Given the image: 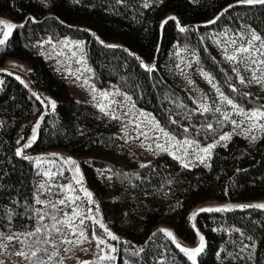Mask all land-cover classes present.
<instances>
[{"label": "trees", "instance_id": "16d2710c", "mask_svg": "<svg viewBox=\"0 0 264 264\" xmlns=\"http://www.w3.org/2000/svg\"><path fill=\"white\" fill-rule=\"evenodd\" d=\"M0 20L16 26L0 45V233L5 237L18 234L23 240L24 234L42 229L24 243L0 240L8 244L6 252L0 249L4 264H17L15 258L31 264L40 259L60 264L57 260L65 244L51 230V216L61 220L63 213L57 205L51 207L53 202L44 208L35 195L38 169L34 160L55 149L79 158L87 185L101 197L107 225L119 235L114 240L112 264H193L176 246L179 239L189 244L197 241L192 212L205 241L198 264H264V208L241 207L264 200V131L252 147L235 133L214 148L208 165L184 167L164 153L144 167H125L116 159L134 157L118 134L114 118L96 105L73 98L66 81L35 50L41 33L54 39H83L95 84L113 81L171 134L206 141L228 129L227 121L212 108L204 112L198 107L177 76L172 59L177 49L189 53L237 105L264 110L263 97L229 82L209 46L214 38L226 34L245 41L252 31L264 37V4L241 0H0ZM5 30L0 26V39ZM9 57L30 63L26 83L20 73L6 68ZM34 129L35 142L24 147ZM18 149H23L22 154H17ZM105 176L111 180L110 197H106ZM210 203L220 205L212 209L225 210L200 211ZM44 225L51 230V241L37 245V239L47 238ZM57 226L67 234L62 225ZM161 229L171 231L175 240ZM29 245L47 252L28 259L13 254L30 252Z\"/></svg>", "mask_w": 264, "mask_h": 264}, {"label": "rangeland", "instance_id": "374dc122", "mask_svg": "<svg viewBox=\"0 0 264 264\" xmlns=\"http://www.w3.org/2000/svg\"><path fill=\"white\" fill-rule=\"evenodd\" d=\"M231 40L237 41L236 46L242 42H246L243 38L232 34L216 37L209 43L212 54L221 64L230 83H233L247 93H252L264 98V84L258 83L252 79V69H256L255 74L259 77L261 75L259 69L264 67V65L228 61L226 59L225 49H227L228 55L232 54L234 45L230 43ZM256 44L258 47L259 42H256ZM35 50L38 54L43 56L48 67L54 72V74L66 81L67 89L73 98L89 102L98 107L100 104H104L106 106L105 112L109 116L112 118L113 115L118 117L114 119L117 124V132L126 146L133 153L134 158H120L116 159L117 162L128 168H138L140 165L164 153L170 154L169 152L161 151L156 147L157 144H165V146H168L166 144V138L162 133L155 130L154 126L149 124L144 116L140 115L141 113H147L149 117L154 118L155 122H157L165 132H168L150 110L138 107L132 99L127 100L126 97L130 96L123 92L111 80H107L103 85L95 84L91 76L90 67L86 62L85 41L83 39H75L69 36L54 39L48 33H41L36 41ZM252 55L254 59L258 58V53L253 52ZM172 60L177 76L193 96L198 107L203 104L209 109L212 108L215 110L219 108L220 111L218 112V115L221 119H224L225 113L230 117V120H225L227 121L229 128L224 130L219 136L206 141L190 137L181 138L168 132L170 136H174L177 140L183 141L187 139L196 142L193 148L188 149L189 154L184 157L185 162L188 163L189 166L198 164L208 165L214 149L211 150V154L206 158H204L203 153H200L201 157L204 158V163H201L195 158V152L198 151L199 148L206 147L213 143H216V146L219 144H225L228 140H220V137L228 133H231V136L238 133L245 138L249 146H254L261 129L259 127L252 128L251 124L253 121H249L246 117L238 115L237 111L233 109L231 105H228L221 100L220 94L223 92L219 87L217 79L199 66L193 56H190L187 52L180 51V49H177ZM6 68L16 70L20 73L19 77L25 83L27 82L25 76L31 69V65L27 60L18 57H9ZM234 69H239L240 75L244 77V84L239 82V77ZM205 74H207V78ZM209 78L212 81L211 83H209ZM213 85H215V87ZM217 89H219V91H217ZM101 92H107L110 94L107 100L99 95ZM223 95L226 96L224 93ZM233 103L235 102L233 101ZM256 109L258 108L243 110L251 112ZM232 120L236 121L239 126L237 127L233 125L231 123ZM256 122L257 124H264V119H258ZM137 125H139V127H137ZM141 133H147V135L145 136ZM253 136L256 137L255 140L252 139ZM149 146L151 147L149 148ZM171 151L174 152L176 156L182 155V150H178L174 147ZM170 155L175 158L174 155ZM68 159L75 161V164L71 165L65 163ZM34 162L38 169V178L35 189L36 200L39 199L42 202H46L41 203L44 208L50 202H53L57 205V208L61 210V213H63L62 218H64L65 212L71 215L73 209L82 212L84 216L91 215L95 218V220L85 219L84 224L81 226L86 231L89 239L82 244H65L64 249L59 253L60 258L57 262L60 264H85V262H91V264H112L113 259H101V257L115 256V251L112 250L115 249L114 240L111 239L108 232H111L113 235L114 233L109 229L106 219L103 216L101 197L95 196L94 191L86 183L79 158L74 157L68 151L55 149L38 155ZM77 167L79 168L78 172H76ZM46 171H51L54 174L51 180L44 175ZM61 172L63 173L62 175L59 174ZM103 178L108 185V193L106 197H110L112 195L111 180L107 176ZM77 180H80V183H77ZM41 184H44L45 187L41 188ZM68 184L72 185L74 191L69 192L61 188V186ZM81 188L92 193L93 202L90 203L88 201V198L85 196L84 192L81 191ZM69 196H78L80 199L72 203L67 200V197ZM61 199L66 200L65 205H59L57 203ZM255 203L257 205L264 204V200H258ZM200 205L201 203L197 204V206L193 208V211ZM219 206L220 205L217 203H210V205L203 206L202 208L212 209L219 208ZM192 213L194 214L195 212ZM193 214L191 218L193 217ZM96 221L102 222L108 231H105L104 228L100 227V223H97ZM192 222L193 225H195L197 232V241L195 244H189L184 240L179 239L177 243L184 248L198 247L201 243L200 236L204 237L203 231L197 225L196 218L194 220L192 219ZM76 223H79V219L76 220ZM66 232H68L67 229ZM117 237L119 238V235H117ZM68 238L72 240L77 239L75 236H68ZM96 238L104 240L106 243L98 245ZM14 261L17 264H31L28 260L23 261L15 258ZM196 264H198L197 257Z\"/></svg>", "mask_w": 264, "mask_h": 264}, {"label": "snow or ice", "instance_id": "6c2138e0", "mask_svg": "<svg viewBox=\"0 0 264 264\" xmlns=\"http://www.w3.org/2000/svg\"><path fill=\"white\" fill-rule=\"evenodd\" d=\"M241 2L243 3H247V4H264V0H241ZM145 7H148L149 5L147 3H145L144 5ZM168 19L171 20H175V17H169ZM167 21H165L166 23ZM0 26H2L4 29H6V31L4 32V36L2 39H0V45L5 44V42L8 39V36L11 32V30L16 27L14 24L0 20ZM181 31H184V28L180 29ZM256 42H259V46L257 47ZM230 43L232 45H234L233 47V51L231 55L227 54V49H225V53H226V59L230 62H235V63H251V64H258V65H264V37L258 35L255 31H252L250 34V38H248L246 40V42H242L240 43L238 46L237 45V41L236 40H231ZM253 52L258 53V58H253ZM139 59V58H138ZM144 67L148 70V71H152V68L149 67L148 65H144ZM234 71L237 72V76L239 77V82L241 84L245 83L244 77L240 75L239 73V69H234ZM259 71L261 72V75L259 77L256 76V69H252L253 72V76L252 79L257 81L258 83L264 84V67L260 68ZM206 78H207V74H205ZM211 79L209 78V83H211ZM215 87V85H213ZM235 91V89H233ZM217 91H219V89H217ZM99 95L101 97H103L105 100L108 99L109 97V93L107 92H101L99 93ZM220 98L222 101H224L225 103H227L228 105H231L233 109H235L237 111L238 115L244 116L246 117L249 121H253V123L251 124L252 128H256L259 127L261 129V131H264V124H257V120L258 119H264V110H260V109H256L253 110L251 112H246L243 109H241L239 107V105L233 103V101L231 99H229L227 96H224L223 93L220 94ZM127 100H131V97H126ZM52 108L55 109V103L52 102ZM100 110L103 112L106 109V106L104 104H100L99 105ZM200 108L204 111L207 112L209 111V108L206 105L201 104ZM217 112L220 111L219 108L215 109ZM140 115L144 116L148 123L153 125L155 130L159 131L160 133L163 134V136L166 138V144L168 146H165V144H157L156 147L164 152H169L170 154L174 155L176 159L180 160L181 163L183 164L184 167H189V164L185 162L184 157H186L189 153H188V149L193 148L194 144L196 143L195 141H191V140H177L174 136H170L168 132H165L163 128H161L159 126V124L157 122H155L154 118H151L148 116L147 113H141ZM113 118L116 119L118 117H116L115 115H113ZM41 119H43V117H41ZM224 120H230V117L227 113L224 114ZM143 122V121H142ZM231 123L235 126H239L237 125V122L232 120ZM137 127H139V125H137ZM209 129H211L212 125H208L207 126ZM35 128H39V123L36 124ZM185 131H188V129H185ZM142 135H147V133H141ZM231 133L225 134L223 136L220 137V140L223 141H227L231 139ZM255 136L252 137L253 140H255ZM36 140V135H35V129H34V134L31 137L29 143L25 144L24 147H30L31 144L33 142H35ZM174 142V143H173ZM151 146H149L150 148ZM176 148L178 150H182V155L181 156H176L174 152L171 151L172 148ZM216 147V143L207 145L206 147L203 148H199L198 151L195 152V158L197 160H199L201 163H204V158H206L207 156H209L211 154V150L214 149ZM23 149H18L17 150V154L20 155L22 154ZM200 153L204 154V158L201 157ZM65 163L67 164H71L74 165L75 161L68 159L67 161H65ZM145 165H142V167H144ZM79 171V168H76V172ZM60 175H62L63 173H59ZM44 175H46L49 180H51L53 178V173L51 171H46L44 173ZM77 183H80V180H77ZM41 188H44L45 185L41 184L40 185ZM61 188L71 192L74 191L72 188L71 184L68 185H63L61 186ZM81 191L84 192L85 196L88 198V201L91 203L92 201V193L88 192L86 189L81 188ZM80 199L78 196H69L67 197V200L74 203L76 200ZM37 203H46V202H42L39 199H37ZM59 205H65L66 200L65 199H61L57 202ZM52 208H56V204H52L51 205ZM98 207V206H97ZM241 207H256V208H264V204H260V205H245V206H241ZM225 209H201L200 211H223ZM195 215L196 213L193 214L192 219H195ZM41 220L44 219V215L42 214L40 217ZM79 219V223H76V220ZM85 219H91V220H95V218L91 215L88 216H84V214L80 211H77L76 209H73L71 215H69L67 212L64 213V218L61 220H57V217L55 215L51 216V220L53 221V224L51 225V230H54L56 233H58L61 237L60 243L62 244H82L85 241H87L89 239V237L86 234V231L81 227L84 224ZM97 223H100V227L104 228L105 231H108L106 226L100 222V221H96ZM57 225H62L65 229L68 230L67 235L65 234L64 231H62L61 227H58ZM193 227H195V225H193ZM44 231L47 233V238H45L42 242L37 239L35 241V244L39 245L40 243H44V244H48L51 241V230L48 229L47 225L43 226ZM41 227H37L35 229V231L33 232H29L27 234H24V239L21 240L20 239V235L18 234H14V235H10V236H4L3 233H0V240H7V241H12L13 239H16L18 242L20 243H24L28 237H36L39 234H41ZM162 232H164L167 236L171 237L173 240H175V236L173 235V233L171 231H168L166 229H161ZM236 231H239L238 229ZM108 235L111 237V239L116 240L118 239V237H116L115 235H113L111 232H108ZM68 236H75L77 237L76 240H72L69 239ZM95 238V237H94ZM97 239V244H105L106 242L104 240L101 239ZM249 240H251V237H248ZM200 245L196 248H184L182 247L179 243H177V247L180 248V250L182 252H184L189 259H191L193 261V264H196V257L197 255L203 251L204 248V237L200 236ZM53 248L57 247V245L55 243L52 244ZM30 248V252H26L23 250H18L16 252H14L13 254L16 256H20V257H24L25 259H28L30 256L31 257H37L38 253H40L41 251L47 252V249L44 248H40V247H35L32 248L31 245H29ZM0 249H3L5 252L8 249V244L6 243H2L0 242ZM113 251H115V249H112ZM58 253H53L52 255H56ZM52 257L49 256V259H51ZM115 259V257H111V256H105V257H101V259ZM0 264H4L3 260H0ZM38 264H46V262L42 259L38 260ZM85 264H91V262H85Z\"/></svg>", "mask_w": 264, "mask_h": 264}]
</instances>
